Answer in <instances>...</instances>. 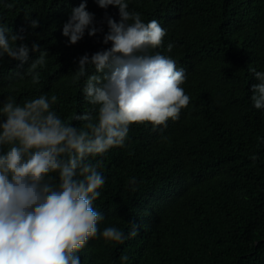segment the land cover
I'll return each instance as SVG.
<instances>
[{
	"label": "trees",
	"instance_id": "trees-1",
	"mask_svg": "<svg viewBox=\"0 0 264 264\" xmlns=\"http://www.w3.org/2000/svg\"><path fill=\"white\" fill-rule=\"evenodd\" d=\"M81 2L0 0V24L49 53L36 85L15 75L28 65L17 68L18 61L5 57L0 101L55 94L53 110L66 121L91 107L83 78L73 83L77 61L110 45L101 42L102 32L89 37L86 31L75 45L62 36ZM127 3L145 23L155 19L166 30L163 45L151 51L184 69L182 87L191 99L166 126L132 124L126 146L104 155L106 182L93 204L104 216L100 227L114 225L127 235L135 224L138 235L124 244L89 240L78 253L81 264H121L125 254V264H264V109L254 108L249 91L257 83L249 69L264 71V0ZM87 10L104 32L106 16L118 19L115 7L101 9L94 0ZM31 18L40 26L29 28ZM132 177L137 184L130 186Z\"/></svg>",
	"mask_w": 264,
	"mask_h": 264
},
{
	"label": "clouds",
	"instance_id": "clouds-1",
	"mask_svg": "<svg viewBox=\"0 0 264 264\" xmlns=\"http://www.w3.org/2000/svg\"><path fill=\"white\" fill-rule=\"evenodd\" d=\"M94 2L101 9L118 10V19L105 17L106 32L87 10V0L71 9L61 32L69 45L86 31L89 37L102 32L101 42L110 45L77 61L73 83L83 78L81 91L91 107L66 121L53 110L55 94L22 103L9 95L0 101V264H81L78 253L89 240L124 244L136 237L135 224L127 235L114 225L100 227L104 216L93 204L106 182L100 171L103 157L126 146L132 124L166 126L190 103L182 87L184 69L175 59L151 51L166 36L159 22L145 23L140 13L129 10L127 0ZM26 20L31 29L40 26L37 18ZM24 40L20 32L0 24V63L7 57L19 62L17 68L28 65L15 75L20 80L29 76L36 85L37 69L46 65L49 53ZM172 48L169 43L167 51ZM249 71L257 81L249 88L250 100L254 108L264 109V71ZM136 184L130 178L129 185ZM128 259L121 255V264Z\"/></svg>",
	"mask_w": 264,
	"mask_h": 264
}]
</instances>
